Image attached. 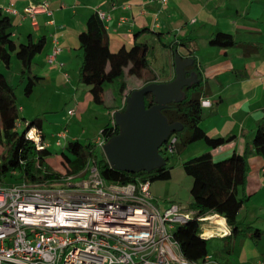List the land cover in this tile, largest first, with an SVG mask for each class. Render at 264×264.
Segmentation results:
<instances>
[{
    "label": "crops",
    "instance_id": "crops-1",
    "mask_svg": "<svg viewBox=\"0 0 264 264\" xmlns=\"http://www.w3.org/2000/svg\"><path fill=\"white\" fill-rule=\"evenodd\" d=\"M41 2L48 3L52 16L37 14L36 26H33L24 16V10L30 4ZM0 7L17 13L10 14L12 39L16 45L45 39L42 52L32 65L33 74L41 78L36 87L54 88V93L62 100L59 112L51 113L53 115L46 119L56 132L50 140L45 132L41 133L48 150L50 144L58 145L60 133L66 135L58 145L61 149L70 141L92 143L105 125L113 123L114 114L124 107L129 91L141 88L151 78L156 83L173 80L175 55L192 59L193 64L186 68L187 75L196 72L190 68L194 66L199 72L200 84L207 79L217 84L216 90L203 88L200 98L208 101L209 106L203 107L201 127L209 137H231V140L213 150L203 143L199 150L182 158V163L205 152H210L214 161L225 160L233 153L247 152L249 169L243 191L247 199L238 211L237 220L242 226H251L264 233V159L257 156L253 148L254 132L264 119V0H168L166 5L159 0H0ZM97 11L108 17L103 23L109 49L114 54L122 47H131L135 35L146 30L137 42L148 46L149 68L142 82L139 80L138 86L121 93L114 106L106 104L105 99L104 105L92 102L89 88L79 82L82 58L79 35L85 31L87 18ZM217 33L232 35L237 45L227 49L211 46L210 40ZM54 39L61 52L58 62L49 65L46 58ZM152 53L162 57L161 65L151 60ZM21 110L23 118L30 119L25 107ZM42 123L41 120V127ZM174 203L190 206L170 202ZM201 231L207 240L228 242L230 235L220 216L204 222ZM235 240L234 246L239 249L238 263L258 264L264 260V254L257 251V240H264V236L259 239L238 236ZM217 248L225 252L223 244L217 243ZM208 256L211 257L209 253Z\"/></svg>",
    "mask_w": 264,
    "mask_h": 264
},
{
    "label": "trees",
    "instance_id": "trees-1",
    "mask_svg": "<svg viewBox=\"0 0 264 264\" xmlns=\"http://www.w3.org/2000/svg\"><path fill=\"white\" fill-rule=\"evenodd\" d=\"M13 24L9 14L0 7V62L7 68L10 65L11 54H15L21 66V75L26 79L24 93L30 96L33 88L41 79L33 74L34 58L42 52L45 39L33 43L16 45L12 39ZM146 31V30H145ZM141 30L135 35L134 44L112 53L109 49V37L104 23L97 13L87 18L85 31L79 35V44L82 51L79 82L89 88L92 102L104 105V86L116 81L125 75L142 80L149 68V49L144 43L137 42ZM210 45L216 48L227 49L237 45L230 34L217 33L210 40ZM196 71L198 83L189 89H183L184 98L179 103H171L162 110V114L171 124L179 123L182 128L171 137L176 138L173 151L168 153L163 146L160 155L165 159V165L150 173L136 174L115 171L110 168L103 154L92 143L81 144L79 141H70L63 147L58 156L63 158L65 172H59L57 164L52 166L48 159L52 153L47 147L40 148L28 137L31 129L41 127V119L25 121L20 116L15 88L0 74V186H10L14 183L27 182L31 184L59 183L64 179L81 174L88 163L94 165L105 182L118 185L133 184L137 181H168L171 179V162L174 157L180 156L191 144L202 141L209 150L217 149L231 140L229 138H211L201 127L203 108L201 106L202 84L199 81V72ZM148 79L145 83L154 81ZM121 93L127 90L123 83L119 86ZM133 91V90H131ZM129 91L127 94H129ZM145 106L153 105L151 95L146 96ZM125 107V105H124ZM124 107L121 111L124 110ZM23 127V130L19 129ZM119 128L107 124L101 132L105 141L116 135ZM42 136V134H40ZM43 142V138H40ZM254 153L264 159V119L257 126L253 135ZM248 153L242 155L233 153L227 159L214 161L210 152H205L195 158L182 163V168L188 177H191V203L189 209L197 216L215 214L222 217L230 231L228 243L238 236H249L259 239L264 236L262 231L251 226H242L237 220V214L247 197L244 196L248 174ZM178 241L183 257L189 262H201L208 256V241L201 237L199 222L193 221L178 227L173 233Z\"/></svg>",
    "mask_w": 264,
    "mask_h": 264
},
{
    "label": "built area",
    "instance_id": "built-area-1",
    "mask_svg": "<svg viewBox=\"0 0 264 264\" xmlns=\"http://www.w3.org/2000/svg\"><path fill=\"white\" fill-rule=\"evenodd\" d=\"M96 13L102 22L108 19L105 13ZM37 14L52 16L47 2L24 10L33 26ZM60 52L54 39L46 62L55 65ZM201 106L208 107L209 102L201 100ZM37 131L31 129L28 137L38 147H47ZM65 138V133L58 134L57 144ZM168 140L164 147L171 153L176 138ZM105 142L100 135L92 144L102 150ZM151 196L148 181L124 186L105 182L92 163L59 183L0 186V264H219L210 256L187 261L173 235L178 227L196 221L201 228L218 215L197 216L175 203L160 211Z\"/></svg>",
    "mask_w": 264,
    "mask_h": 264
},
{
    "label": "water",
    "instance_id": "water-1",
    "mask_svg": "<svg viewBox=\"0 0 264 264\" xmlns=\"http://www.w3.org/2000/svg\"><path fill=\"white\" fill-rule=\"evenodd\" d=\"M193 60L174 56L175 78L169 82H151L131 91L125 98L123 111L114 114V125L119 128L102 147L110 168L127 173H150L165 165L160 149L169 137L181 130L179 123H169L162 110L184 98L183 89L198 83L195 73L187 75L186 68ZM151 95L153 105L145 106L146 96Z\"/></svg>",
    "mask_w": 264,
    "mask_h": 264
},
{
    "label": "rangeland",
    "instance_id": "rangeland-1",
    "mask_svg": "<svg viewBox=\"0 0 264 264\" xmlns=\"http://www.w3.org/2000/svg\"><path fill=\"white\" fill-rule=\"evenodd\" d=\"M17 42V39L15 40ZM38 56H36L37 58ZM151 60L153 59L156 64L162 63V57L158 53H152L150 56ZM213 58V57H212ZM0 74L4 75L7 78L8 82L15 88V93L17 97V103L19 106L20 116L23 118L22 114V106L25 107L28 120H33L35 118H40L42 120V127L38 129L37 132L46 133V138L50 140L52 134L56 131L54 126H51L49 122L46 120L49 116L53 115L51 113L59 112L62 106L61 97L58 96L57 93H54V88H44L36 86L33 88V92L30 96H26L24 93V88L26 85V79H24L21 75V66L17 62L15 54H11L10 65L7 68L4 66V63L0 62ZM142 82V80H140ZM207 82V83H206ZM125 84L127 89L134 88V86L139 85V80L125 75L124 77L118 79L116 83H108L105 85V102L109 106H114L116 101L120 99V90L119 86L121 84ZM202 88L210 87L212 90H216L217 84L215 80L207 79L202 83ZM136 88V87H135ZM208 111H204V116L206 117ZM211 128V127H210ZM209 128V129H210ZM23 130V127L19 129ZM213 131L214 129H210ZM216 137V136H215ZM211 138H214L211 136ZM215 139V138H214ZM85 142V141H84ZM203 145L202 141H198L196 143L191 144L185 152L182 153L181 156H176L172 159L171 162V179L168 181H156L150 184V192L153 197L154 204L158 207L160 211H164L170 202H178L184 206H188L191 203L190 196V187L192 184L191 177H188L183 168H182V158L190 156L196 150H199L200 146ZM204 147V146H203ZM49 151L52 152V156L48 159V162L52 166L57 164L59 166L56 169L59 172H65L66 167L63 163V158L60 156H56L54 154L59 155L61 151L60 146L55 145L54 143L50 144ZM99 154H103L101 149H98ZM81 179H76L73 181L79 182ZM14 184H17L14 183ZM11 186V185H10ZM236 238L232 239L230 243L217 239H210L208 241V253L213 257V259L219 264H240L237 259V251L239 250L234 246ZM218 244H223L225 246V252L222 253L220 249L217 248ZM257 251L260 254H264V240H257Z\"/></svg>",
    "mask_w": 264,
    "mask_h": 264
},
{
    "label": "bare ground",
    "instance_id": "bare-ground-1",
    "mask_svg": "<svg viewBox=\"0 0 264 264\" xmlns=\"http://www.w3.org/2000/svg\"><path fill=\"white\" fill-rule=\"evenodd\" d=\"M221 226V225H220Z\"/></svg>",
    "mask_w": 264,
    "mask_h": 264
}]
</instances>
